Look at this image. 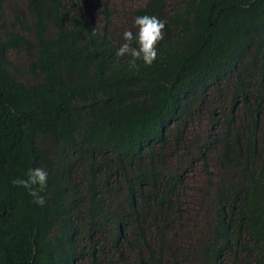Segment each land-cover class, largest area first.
Instances as JSON below:
<instances>
[{
    "label": "trees",
    "instance_id": "1",
    "mask_svg": "<svg viewBox=\"0 0 264 264\" xmlns=\"http://www.w3.org/2000/svg\"><path fill=\"white\" fill-rule=\"evenodd\" d=\"M109 2L95 27L87 0H0V264H264V0H146L133 16L164 38L138 68L116 55ZM8 50L28 56L22 73ZM198 111L207 134L167 168ZM192 165L209 205L175 251L160 232H180ZM35 168L43 206L12 183Z\"/></svg>",
    "mask_w": 264,
    "mask_h": 264
},
{
    "label": "rangeland",
    "instance_id": "2",
    "mask_svg": "<svg viewBox=\"0 0 264 264\" xmlns=\"http://www.w3.org/2000/svg\"><path fill=\"white\" fill-rule=\"evenodd\" d=\"M166 1V10H169L177 0H165ZM24 0H7L5 9L8 6H23ZM146 0H110L109 2V11L111 13L109 33L114 41L119 46H122L125 43L123 39V34L125 31H137L138 27L135 25V18L133 16V11L142 6ZM87 9L86 17L90 23L98 27L101 25L102 16L100 14L101 9L103 8L102 0H87ZM7 56L9 60L17 68L20 69L21 73L23 68L26 65L28 56L24 52H17L8 50ZM20 80L25 83H31L29 78L21 74ZM220 89H223V84L219 85ZM210 99H207L204 102V107L210 104ZM214 103V101H213ZM206 117L201 116V113L198 111L195 113V116L188 127L182 132V140L179 143L177 152L172 150L176 149L173 142L167 144L165 148V158L163 165L169 169H173L176 166L173 163V159L180 158L184 161V164L180 165V171L186 167V160L192 156H188V147L192 145L191 140L199 141L202 137L208 132V125L206 122ZM264 137V136H263ZM185 140V141H184ZM183 156H180L182 155ZM205 155V154H204ZM209 155H207L208 157ZM213 158L208 159V168L207 171L210 172V177L215 182L218 179V170L214 165ZM184 188L179 192V209L181 214L179 219L181 221L180 232H178L172 224L169 225V229H164L160 232L162 237L167 240L168 247L171 249L174 248L175 251L182 250L184 246L188 244L191 240L190 237L195 235L196 231L204 223V212L205 208L209 205V199L206 196L207 193H211L212 185H208L207 177L205 173L201 170V167L192 165L189 169L184 171ZM197 229L194 233V231ZM188 233L189 236L183 234ZM182 234V235H181ZM152 243L154 242L151 241Z\"/></svg>",
    "mask_w": 264,
    "mask_h": 264
},
{
    "label": "clouds",
    "instance_id": "3",
    "mask_svg": "<svg viewBox=\"0 0 264 264\" xmlns=\"http://www.w3.org/2000/svg\"><path fill=\"white\" fill-rule=\"evenodd\" d=\"M138 33L134 37L131 31H125L123 39L127 41L116 52L119 57L131 56L128 62L131 68H138L137 60H142L146 66H151L157 58V45L163 40L165 23L156 16H139L135 18ZM95 34V31H93ZM137 41V47H132L131 42ZM48 172L43 168L30 169L27 178H17L12 181L14 186H20L29 190L37 205L43 206L45 199L39 193L47 186ZM38 186V187H37Z\"/></svg>",
    "mask_w": 264,
    "mask_h": 264
}]
</instances>
